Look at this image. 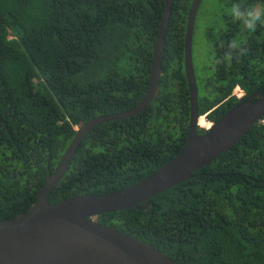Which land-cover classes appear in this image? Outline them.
Instances as JSON below:
<instances>
[{
    "label": "trees",
    "instance_id": "1",
    "mask_svg": "<svg viewBox=\"0 0 264 264\" xmlns=\"http://www.w3.org/2000/svg\"><path fill=\"white\" fill-rule=\"evenodd\" d=\"M192 2H174L152 103L86 135L52 204L132 187L181 152L191 115L184 61ZM208 2L201 3L193 38L205 128L253 94L264 95V26L254 33L256 48L251 32L228 14L233 3L264 0H210L212 9ZM165 3L0 0V221L29 211L78 127L143 100ZM234 37L246 54L216 63L225 50L220 42ZM237 87L244 93L233 95ZM151 202L147 210L106 213L97 221L180 264H264V125Z\"/></svg>",
    "mask_w": 264,
    "mask_h": 264
},
{
    "label": "water",
    "instance_id": "2",
    "mask_svg": "<svg viewBox=\"0 0 264 264\" xmlns=\"http://www.w3.org/2000/svg\"><path fill=\"white\" fill-rule=\"evenodd\" d=\"M203 0H193L185 35V72L191 96L189 134L181 152L168 164L132 187L100 195H81L50 202V195L68 171L86 135L109 121L141 113L154 100L160 77L167 30L175 0H166L148 90L133 109L99 116L78 127L55 171L25 214L0 221V264H180L159 249L99 223L100 215L131 208L147 210L151 199L192 178L193 173L231 149L264 117V96L249 97L199 134V88L193 60V38ZM253 97L258 98L254 101Z\"/></svg>",
    "mask_w": 264,
    "mask_h": 264
},
{
    "label": "clouds",
    "instance_id": "3",
    "mask_svg": "<svg viewBox=\"0 0 264 264\" xmlns=\"http://www.w3.org/2000/svg\"><path fill=\"white\" fill-rule=\"evenodd\" d=\"M228 14L231 16L234 22L240 23L243 29H245L248 32H251V33H248L249 34L248 37L254 47L257 48L259 45H261L259 39H261L264 42V34L262 36H259V39L254 36V33L257 32L258 27L264 26V2H257V3L250 4L247 6H244L238 2L233 3L231 7L228 9ZM257 33H260V32H257ZM220 47L225 50L222 56H220L218 60L216 61V63L218 64H230L236 56L244 55L247 52V49L243 46L242 42L238 38H235V37L227 42L221 41ZM259 49H263V48L261 47ZM237 89L239 90L237 91ZM241 93H244L243 90L240 87H237L233 95H238ZM258 93L262 94L261 92H258ZM258 93L253 94L252 96L257 95ZM256 99L258 100V98L253 97L254 101H256ZM201 118H204V117H201ZM258 123L260 125H264V117H262V119ZM213 124L215 123H209L207 128L200 126L201 128L199 129L208 130L209 127Z\"/></svg>",
    "mask_w": 264,
    "mask_h": 264
},
{
    "label": "rangeland",
    "instance_id": "4",
    "mask_svg": "<svg viewBox=\"0 0 264 264\" xmlns=\"http://www.w3.org/2000/svg\"><path fill=\"white\" fill-rule=\"evenodd\" d=\"M208 5H209V9H212L211 4H210V0H209V2H208ZM201 36H202V35H201ZM202 38H203V36H202ZM200 41L204 43L205 40L200 39ZM238 90H239V89H237V91H238ZM237 93H238V92H237Z\"/></svg>",
    "mask_w": 264,
    "mask_h": 264
},
{
    "label": "flooded vegetation",
    "instance_id": "5",
    "mask_svg": "<svg viewBox=\"0 0 264 264\" xmlns=\"http://www.w3.org/2000/svg\"><path fill=\"white\" fill-rule=\"evenodd\" d=\"M261 51L263 50V49H260ZM263 52H264V50H263Z\"/></svg>",
    "mask_w": 264,
    "mask_h": 264
},
{
    "label": "bare ground",
    "instance_id": "6",
    "mask_svg": "<svg viewBox=\"0 0 264 264\" xmlns=\"http://www.w3.org/2000/svg\"><path fill=\"white\" fill-rule=\"evenodd\" d=\"M200 121V120H199Z\"/></svg>",
    "mask_w": 264,
    "mask_h": 264
}]
</instances>
